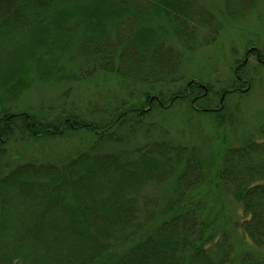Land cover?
Segmentation results:
<instances>
[{
    "label": "trees",
    "instance_id": "1",
    "mask_svg": "<svg viewBox=\"0 0 264 264\" xmlns=\"http://www.w3.org/2000/svg\"><path fill=\"white\" fill-rule=\"evenodd\" d=\"M216 1L0 0V155L12 139L94 137L68 157L0 172V264H233L225 232L204 216L196 193L204 181L196 147L149 139L108 149L140 130L149 137L152 124L143 119L156 106L185 100L195 110L199 99L241 90L214 89L183 71L196 48L216 41V14L237 20L259 0ZM99 71L139 84L142 95L100 106L104 117L63 109L47 119L14 109L29 72L75 81ZM156 84L177 89L151 91ZM195 111L219 127L227 119L221 103ZM217 179L240 205L235 227L264 246V122L239 146H226ZM239 264L264 257L246 253Z\"/></svg>",
    "mask_w": 264,
    "mask_h": 264
},
{
    "label": "rangeland",
    "instance_id": "2",
    "mask_svg": "<svg viewBox=\"0 0 264 264\" xmlns=\"http://www.w3.org/2000/svg\"><path fill=\"white\" fill-rule=\"evenodd\" d=\"M214 6L219 2L214 0ZM212 5V3L210 4ZM212 5V7H214ZM221 12V11H220ZM216 14L221 28L213 44L200 46L184 66L187 78L209 83L214 89L239 87L240 91L226 90V95L198 100L195 110L206 105L219 106L226 110V121L216 126L210 119L201 118L188 101H172L169 108H153V113L143 120L152 124L149 137L140 130L132 141L123 146L109 145L108 149L132 150L149 139H171L175 143L196 147L204 166V181L196 188L197 195L204 201V216L211 217L217 229L224 231L231 245L233 264H239L246 253L264 257V246H255L244 237L234 222L239 220L240 205L219 185L217 170L226 146L236 147L249 137L257 134L264 122V0H259L253 9L237 20H228ZM254 47L257 52H249ZM262 53L263 56L259 57ZM243 84L236 81L235 70ZM186 67V68H185ZM76 78L78 75H76ZM40 75L29 72L27 84L15 102L18 112L29 111L53 119L63 109L79 110L84 113H100V106L111 108L129 94L140 98L142 87L130 81L120 80L102 72L90 74L88 79L53 80L39 79ZM244 80V81H243ZM154 90H174L165 85ZM183 87L185 83L177 84ZM176 85V86H177ZM223 93V94H225ZM140 94V95H139ZM191 99V98H190ZM207 101V102H206ZM204 106V107H203ZM225 113V112H224ZM212 117V116H209ZM224 119V118H222ZM256 137V136H255ZM91 134L77 132L62 138H38L10 140L5 146V154L0 155V172L25 161H56L86 149L93 140ZM254 163V160L251 164ZM246 162H244V167ZM240 166H243V162ZM239 170V169H238ZM251 170V166L247 168ZM1 175V174H0Z\"/></svg>",
    "mask_w": 264,
    "mask_h": 264
},
{
    "label": "water",
    "instance_id": "3",
    "mask_svg": "<svg viewBox=\"0 0 264 264\" xmlns=\"http://www.w3.org/2000/svg\"><path fill=\"white\" fill-rule=\"evenodd\" d=\"M252 49H255V48H254V47H251V48L248 49V51H250V50H252ZM223 98H224V94H222L220 102H222V99H223Z\"/></svg>",
    "mask_w": 264,
    "mask_h": 264
},
{
    "label": "flooded vegetation",
    "instance_id": "4",
    "mask_svg": "<svg viewBox=\"0 0 264 264\" xmlns=\"http://www.w3.org/2000/svg\"><path fill=\"white\" fill-rule=\"evenodd\" d=\"M255 52H257V50H255ZM257 53H258V52H257ZM236 71H237V70H236ZM236 71H235V74L237 73ZM236 77H237L238 79H240L239 76H238L237 74H236ZM240 80H242V79H240Z\"/></svg>",
    "mask_w": 264,
    "mask_h": 264
}]
</instances>
